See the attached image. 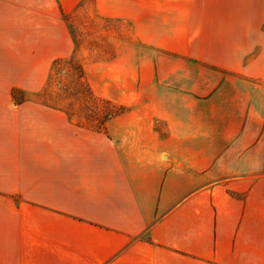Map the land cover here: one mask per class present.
Here are the masks:
<instances>
[{"label":"crops","instance_id":"crops-1","mask_svg":"<svg viewBox=\"0 0 264 264\" xmlns=\"http://www.w3.org/2000/svg\"><path fill=\"white\" fill-rule=\"evenodd\" d=\"M184 1L174 7L184 14L179 28L164 20L163 38H141L179 59L149 52L146 69L133 72L147 80L122 87L115 101L125 112L99 131H76L67 120L66 148L60 125L52 129L58 162L37 176L36 228L0 233V264H264V83H253L261 75L245 60L251 44L231 24L205 27L212 38L204 44L218 47L211 58L188 52L200 31L188 15L204 10ZM235 1L217 12L252 11ZM152 2L138 14L171 12ZM24 105L14 107L20 116L5 141L12 154L4 188L20 195L28 187L18 163L22 140L26 157Z\"/></svg>","mask_w":264,"mask_h":264},{"label":"rangeland","instance_id":"rangeland-1","mask_svg":"<svg viewBox=\"0 0 264 264\" xmlns=\"http://www.w3.org/2000/svg\"><path fill=\"white\" fill-rule=\"evenodd\" d=\"M152 1L0 0V124L5 138L0 149V233L34 232L35 222L29 219L37 206V179L42 174H51L58 162L55 150L59 142L65 148L69 143L62 124L70 120L79 132L103 130L105 119L120 107L115 103L122 97L120 89L126 87L129 91L132 85L139 87L142 79L147 80L143 73L134 79L133 72L146 69L144 60L149 52L180 57L163 51V47L157 50L148 46L141 38H163L164 20L169 21L173 31L179 28L184 14L174 7L180 8L185 1L156 0L157 6L161 1V7L171 8V12L139 15V7L153 6ZM188 1L193 5L198 2ZM231 1L234 2L199 0L198 9L204 11L188 15L193 29L199 25V44L188 46V52L211 58L218 47L204 44L203 41L211 42L212 38V30L205 27L231 24L236 28L233 36L251 44V53L245 60L252 64L254 73L261 75L253 78V83L263 84L264 0H244V5L251 6V12H217L218 7H231ZM235 4L238 5V0ZM161 7H155V11ZM124 11L136 12L133 15ZM134 17L135 23L131 20ZM192 32L195 34L196 30ZM165 38L170 41L167 35ZM23 102L21 116L26 113L29 126L26 157L22 140L18 163L22 171L24 168L27 171L28 187L20 195V190L4 188L10 179L12 154L5 141L10 138L12 120L20 116L19 111L14 113V107ZM34 124L40 125L39 130ZM57 125L60 141L55 143L52 129ZM63 161L67 164V159ZM59 162L62 165V158Z\"/></svg>","mask_w":264,"mask_h":264},{"label":"trees","instance_id":"trees-1","mask_svg":"<svg viewBox=\"0 0 264 264\" xmlns=\"http://www.w3.org/2000/svg\"><path fill=\"white\" fill-rule=\"evenodd\" d=\"M116 110H117V111H116L115 113L109 115V117H107V118L105 119V121L109 120L110 118H112V117H114V116L120 115V114H122L123 112H125V108L122 107V106L118 107Z\"/></svg>","mask_w":264,"mask_h":264}]
</instances>
